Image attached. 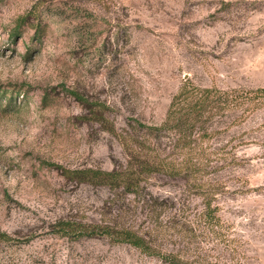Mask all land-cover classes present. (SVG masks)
<instances>
[{"label": "rangeland", "instance_id": "rangeland-1", "mask_svg": "<svg viewBox=\"0 0 264 264\" xmlns=\"http://www.w3.org/2000/svg\"><path fill=\"white\" fill-rule=\"evenodd\" d=\"M0 264H264V0H0Z\"/></svg>", "mask_w": 264, "mask_h": 264}, {"label": "trees", "instance_id": "trees-1", "mask_svg": "<svg viewBox=\"0 0 264 264\" xmlns=\"http://www.w3.org/2000/svg\"><path fill=\"white\" fill-rule=\"evenodd\" d=\"M132 243L137 247H141L142 249H148L144 241L140 237H135Z\"/></svg>", "mask_w": 264, "mask_h": 264}]
</instances>
